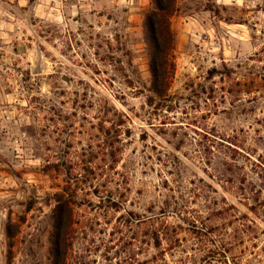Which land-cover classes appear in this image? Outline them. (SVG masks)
I'll return each mask as SVG.
<instances>
[{"label":"rangeland","instance_id":"obj_1","mask_svg":"<svg viewBox=\"0 0 264 264\" xmlns=\"http://www.w3.org/2000/svg\"><path fill=\"white\" fill-rule=\"evenodd\" d=\"M0 0V264H264V0Z\"/></svg>","mask_w":264,"mask_h":264},{"label":"trees","instance_id":"obj_2","mask_svg":"<svg viewBox=\"0 0 264 264\" xmlns=\"http://www.w3.org/2000/svg\"><path fill=\"white\" fill-rule=\"evenodd\" d=\"M153 10L145 16L146 38L149 45L150 73L153 92L163 96L169 87L173 62L169 49L173 38L170 29V18L177 11L176 0H151ZM56 223L52 234L51 259L53 264H64L65 244L70 225L71 206L66 200L58 201Z\"/></svg>","mask_w":264,"mask_h":264}]
</instances>
